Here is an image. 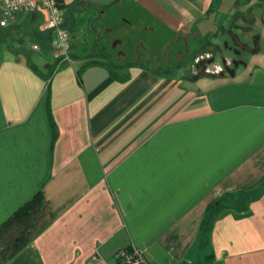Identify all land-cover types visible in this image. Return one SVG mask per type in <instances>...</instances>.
I'll return each instance as SVG.
<instances>
[{"label":"crops","instance_id":"1","mask_svg":"<svg viewBox=\"0 0 264 264\" xmlns=\"http://www.w3.org/2000/svg\"><path fill=\"white\" fill-rule=\"evenodd\" d=\"M227 1L68 0V28L103 10L69 61L46 10L9 25L24 41L0 55V264H117L125 247L149 264H264V0L222 18L250 22L227 30L231 68L181 71L206 52L217 63ZM227 193L254 199L216 217L208 261L201 222Z\"/></svg>","mask_w":264,"mask_h":264},{"label":"rangeland","instance_id":"2","mask_svg":"<svg viewBox=\"0 0 264 264\" xmlns=\"http://www.w3.org/2000/svg\"><path fill=\"white\" fill-rule=\"evenodd\" d=\"M261 1H263V0H252V2L250 4V2H248L247 0H228L224 6H221V9H220L221 21H220V26H219V30L221 32L218 34L217 39H218V41H220V43L222 42V45H221L222 48L217 54V58H216L217 63L224 65L226 59H224L223 56H225V55H227L226 58L229 59L230 61L233 60V57L234 58L239 57V54L235 50L236 47L232 46V42H233L232 33L227 32V30L232 28V31H236L235 25H239V26L244 27L248 23H250L248 21V23L246 24L244 22V18L240 17L239 15H238L237 21L234 20V22H236L235 24H232L231 21H229V20L223 21L224 19H222V18L226 17L227 14L230 15V14H233L235 12L236 13L237 12H247V13L253 12V10L250 9L252 5L255 6L253 8L254 9L253 14H260L262 11L261 7H260V5H258V6L255 5V2L257 3V2H261ZM234 2L235 3L237 2L239 4L235 5ZM96 3H98V2L97 1L94 2V4H96ZM127 10L128 9L123 8L119 5L117 7H115L113 10L115 12V14H114L115 16L113 19H114L115 24L118 27L117 32H120V33L123 32L122 27H125L126 29L128 28L124 19L129 18L131 16L129 15ZM102 12H103V10L101 12L98 11L96 6H92V7H89L87 9H80V10L74 11L73 15L70 16L72 18L69 19V30H70L72 49L74 46H76L78 49H80L83 46L87 47L89 45V43H91V41L93 40L92 36L95 33V31L93 29H94V27H96L95 24L97 25L99 22V19H97V17L99 15H101ZM90 17H93V18L96 17V19L89 22ZM76 18H77V22L76 21L73 22L72 19H76ZM246 18L247 17H245V19ZM81 25L83 26V28L81 27ZM223 29H224V31L222 32ZM18 35L20 36V34H18ZM18 35L14 31H11V34H7L5 30H0V55L8 53V52L11 53L13 48L21 45L20 39H19L20 37ZM121 38L124 39L125 36L123 35V36H121ZM226 42L227 43L229 42L230 46H226V44H227ZM123 48L128 49V50H132L133 46L131 45V43L130 44L128 43V44L124 45ZM112 53L114 56L113 58H115V51H113ZM173 53H174V49H173V51L171 49L170 56H172ZM196 57L194 58L192 63H189L188 65L184 66V68H182L181 71L185 72L189 68L191 70H193L192 65H193ZM232 64H233V62L230 65H227L225 70L231 68ZM205 66H206V61H203L201 64H198V71L197 72L205 73V74H212V73L206 72ZM223 72L224 71L216 73V74H220ZM203 253H204V257L206 258V260L209 261L210 256H209L207 247L204 248Z\"/></svg>","mask_w":264,"mask_h":264},{"label":"built area","instance_id":"3","mask_svg":"<svg viewBox=\"0 0 264 264\" xmlns=\"http://www.w3.org/2000/svg\"><path fill=\"white\" fill-rule=\"evenodd\" d=\"M68 0H0V26L6 27L16 22L18 15L24 11L44 9L48 18L44 26L53 31L52 48L61 61H69L72 53L70 30L65 26L66 2ZM37 48V46H35ZM209 52L196 57L192 68L198 71V64L206 61L205 70L208 73H219L225 70L233 61L226 58L224 65L214 63ZM117 264H149L143 250L135 247H125L117 251Z\"/></svg>","mask_w":264,"mask_h":264},{"label":"trees","instance_id":"4","mask_svg":"<svg viewBox=\"0 0 264 264\" xmlns=\"http://www.w3.org/2000/svg\"><path fill=\"white\" fill-rule=\"evenodd\" d=\"M66 15H67V11H66ZM65 26L68 28L66 18H65ZM0 30H5L7 34H11V31H13V30H11V28H9V26L8 27L0 26ZM50 35H51V43H52L53 38H54V34H53L52 30H50ZM22 36L23 35H20L19 37L24 41V38ZM25 42H26V40H25ZM25 42L23 43L24 48L27 51H30L32 53V55H34L32 52L33 49L30 48V45L28 43L25 44ZM16 48L17 47H15L13 49H16ZM40 197H42V192L39 193V198ZM252 199H254V198L252 196H249V195L238 196L235 194L227 193L224 196H222L219 199L212 202L211 205L208 207L207 211L205 212L203 220L201 222L200 232H199L198 239H197L198 248L202 249V252L204 251L205 247L208 248L209 235H210L212 225H213L216 217L222 211L229 209V208H232V207H238V208L244 209L247 207L248 203ZM128 248H131V247H128Z\"/></svg>","mask_w":264,"mask_h":264}]
</instances>
